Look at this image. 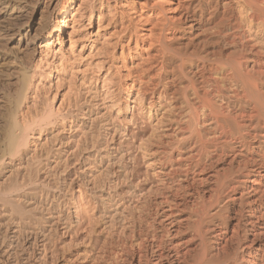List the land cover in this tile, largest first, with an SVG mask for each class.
<instances>
[{
	"label": "bare ground",
	"instance_id": "bare-ground-1",
	"mask_svg": "<svg viewBox=\"0 0 264 264\" xmlns=\"http://www.w3.org/2000/svg\"><path fill=\"white\" fill-rule=\"evenodd\" d=\"M30 2L0 0V75L9 86L0 91V211L9 216L6 209L15 208L22 214L24 204L44 196L24 190L35 178L23 170L35 177L41 170L30 162L42 143L39 138L28 149L22 123L27 114L18 118L21 106L39 95V81L48 74L41 67L53 70L49 87L62 91L59 106L88 108L83 122L70 118L72 153L90 150L105 161V171L92 156L83 162L93 207L83 209L82 248L62 249L54 261L47 249L39 250V259L45 264L47 258L50 264H264V0H42L43 8ZM124 93L146 111L152 131L139 145L150 187L132 183L126 198L117 194L114 181L105 189L111 166L125 157L105 154V140L115 133L127 136L128 129L107 133L113 124L106 127L109 120L97 113L99 106L110 111ZM57 134L51 139L58 140ZM108 156L113 158L104 160ZM58 158L48 166L49 177ZM129 173L120 170L123 182L131 181ZM61 206L41 205L47 217L38 219L46 230L41 221L27 228L29 216L18 223L10 219L16 226L11 240L28 233L33 241L24 250L2 240L3 260L33 264L25 253L37 236L44 245L53 239L54 224L76 236L79 223Z\"/></svg>",
	"mask_w": 264,
	"mask_h": 264
},
{
	"label": "rangeland",
	"instance_id": "rangeland-1",
	"mask_svg": "<svg viewBox=\"0 0 264 264\" xmlns=\"http://www.w3.org/2000/svg\"><path fill=\"white\" fill-rule=\"evenodd\" d=\"M30 1H31L30 3H32L31 4L32 6L36 5L37 7L38 6L41 8L44 7V5L42 4V0H30ZM39 17H40L39 13L35 14L32 18L33 22H36ZM93 25H95L93 30H95L94 32H96L97 28H98L97 20H95V23ZM64 37L66 40H68V34L67 33L65 34ZM66 45H67L66 48H68L70 45L69 42ZM28 56L31 57L30 55H28ZM25 59L28 61L27 58H25ZM34 64H35V61H32V65H34ZM32 69L34 70V66ZM39 69H41L45 72L47 71V73H48V74L46 73L47 75L44 76L43 78H41L42 80L39 81V82H41V83H39L40 89H38V93H39L38 96L39 97L37 96L36 99L33 98L34 100L31 99V102L29 100V103L25 104L24 106H21V109H20L21 112H19V115H21V114L22 115L21 116L18 115V118L19 117L23 118L24 113H25L24 116H26V114H27L26 119L24 117L23 119H25V120H22V121H24L22 123L26 127V139L30 143L27 146L28 149L34 147L33 145L35 143H37L39 138H40V143H42V146H43V147L41 146V148H40L41 150H39V149L37 150L38 157L36 159H34L33 162H30V164L35 168H36V166H40L41 168H39V169H41L42 171L40 170L38 175L35 177L34 172H33V174H30V172L32 173V171L30 169L23 170L22 174L24 173L26 175V177H27V175L28 176L33 175V177L35 178L34 179L35 182L30 183L27 186H25L24 190L26 192H29L30 190H32V191H35L37 193L42 191L41 193L44 196L41 197L38 194L35 195L34 196L35 198L33 200H31V202H27L26 203L27 205L24 204V206L21 207L20 210L22 211L21 212L22 214H20L18 211H16L15 208H14V211L11 210L10 208L6 209V211L11 212V213H9L10 214L9 216L3 215V213L0 211V214L2 213L0 215V224L2 227V228L0 227V230H2L0 232V242L5 239L6 242L18 243L16 245H19V247H21L20 249L23 248L25 250L26 245L28 243V240L33 241V239H31L33 237H28L29 235L27 233V234L23 235L20 239L16 240V242L14 240H11V236H10L11 235V233H10L11 228H14L16 226H15V224H13L14 225L13 226L12 222L9 220L11 219L15 223H18L21 221L24 222L26 220V218H28V216H29V218L31 220H29L28 222L27 221L24 222V223H26L27 228H29L31 224H34L35 222L41 221V226L45 227V230H46V226H44V222H43L44 220L42 221L41 219H38V217L39 218L47 217L46 213L43 212L40 208L42 204L46 205V206L50 205L52 208H54L56 210L61 205H63V203L66 201L64 203L65 205H63V207H65V208H63L61 206V208L63 209V212H65V214H66L65 216L68 217V215L69 216L72 215L71 219L73 221L76 220V223H79L80 225L78 224L77 231H76L77 235L75 236V235H72L71 233H69V231H67L66 229H64L62 224H54L55 226L51 227V230L53 228H55L52 230L53 239L49 240L50 243L46 242L47 240H45L44 241L45 245L42 241L43 239L40 236H37V240H35V246H33L34 248L31 246L28 249V251L30 250L29 251L30 253L27 252V250L25 251V252H27V253H25V255L27 256V258L32 260L31 262L33 264H34V262H35V264H45L44 259H43V261L40 260L42 258H40V256L38 255L39 250H43V249L46 250L47 249L46 252H48L47 253V256L49 255L48 258L51 261L52 260L54 261V257H53L54 254L60 252V250H62V249L76 250V249H80V247L82 248V246H81V245H83L82 239L84 240V238H85V233H86L85 228L87 227L85 220H83V218L86 219V214L84 216V213L86 211L83 209H86L88 207H91V208L93 207V201H91L92 197L90 196L91 194H89V192H86L88 190H87V187L84 185L85 180H83L84 179L83 174H81L83 172V167L85 165L83 162L87 157L92 156V158L94 157L98 160V165L100 164L98 167L100 168V166H102L101 170L105 171L104 170L105 169V161L101 160V163H100V159H102V158H100L99 155H98V157H95V155H94L95 153L93 154V152L90 150H89L90 152L87 151L88 154L87 153L85 154V152L83 155H82V153L79 155L73 154L72 153L73 149L70 147L69 141L71 139V135H73L72 133H70L71 131L69 130V128L71 126V123H70L71 119L70 118L75 117L78 119V121L83 122L84 117H85V112L87 111L88 108L86 106H59V104H60L59 102L61 100V97L59 96L58 91H59V93H62V91L58 90L56 92L57 89L55 86L51 87L52 90L49 87L50 83H53L52 82L53 77L55 76L54 73L52 72L53 70L52 69L46 70V68H44V67H41ZM2 76L3 75H0V80H1L0 81V91H2V88L4 89L8 85V83L6 82V78L2 77ZM8 87H6V90H8ZM54 94H55V97H54ZM53 97L55 100L53 99ZM56 97H57V99H56ZM83 98H85V96H83ZM126 98H127V96L125 93L118 95L115 98L116 101L114 100L116 103V106H112V108H110V111L109 110H103L102 106H99V108L97 109V113L100 112L102 114H105L106 117L104 116V119L109 120L107 123V126H106V122L104 124L106 127H110L109 125L113 124L112 128H108L109 130H105L107 133L113 134L114 129H121V130L126 129V128L128 129V130L126 129L127 134H128L127 136H123V135H120L119 133H117V134L115 133V135L112 138H110L111 140L109 138L107 141L105 140V144L107 143L105 146H108L105 148L106 149L105 154H115V155L120 154L121 155L123 153V156H125L124 158L122 157V161L120 164H114L113 166H111L110 174H109L110 177L109 176L105 177V186H106L105 189L108 188V183L114 181L113 183L117 184V185H115V191L122 198H126L128 196L130 186L132 183H133V185L137 184V185H139V186L141 185L142 187H145V188L150 187L149 184L147 183V178H148L147 166H146L145 161L142 160L143 159L142 154L139 151L140 150L139 145L141 143V139L142 138L146 139L147 137H149L150 133L152 132L151 129L148 128L149 127V125H148L149 118L147 116L146 111H142V109L133 106L131 101L127 100ZM37 101L39 103H36ZM35 103L36 104L41 103L40 104L41 106H35L36 105ZM30 105H32V106H30ZM42 105H44V106H42ZM107 107H110V106H107ZM80 116H83V117H80ZM29 117H32V118L28 119ZM20 118H19V120L21 121ZM131 120H132V122L134 121L133 125H132V122H130ZM134 124H136V125H134ZM64 127L67 128L65 131H63ZM135 127H136V129H135ZM61 130H62V132H61ZM38 132H39V134H38ZM51 132L53 133V135H56L57 133H59V134H57L58 140H56L54 138L51 139V137H52ZM106 132H105V134H106ZM138 132L139 133L141 132V134L138 136H134V135H137ZM54 133H56V134H54ZM45 140H46L47 145L45 144ZM111 141H113V142H111ZM53 142H55V144ZM30 145H32V146H30ZM22 148L25 149V147H22ZM32 149H34V148H32ZM69 151H71V152H69ZM55 152L59 155L56 156ZM61 152H62V154H61ZM52 153H54V154H52ZM58 157H60V158H58ZM64 157H65V159H64ZM108 157L104 158V160L105 159L111 160L113 158V156H108ZM57 158L61 160L60 165H59L60 167L57 166L51 170L52 176H50L51 177L50 178L48 173L46 174V171L49 170L48 166L49 167L55 166L54 162L56 161ZM45 161H47V162H45ZM137 161H139V162H137ZM21 162L26 164V163H28V160L23 159V161H21ZM18 163L19 162L16 161L15 165H17ZM122 169H125L128 173L130 172L129 174L131 175V181H129V183L123 182L121 180L120 170H122ZM55 173H56V176L54 175ZM48 178H49V180H51V183L48 182ZM53 178H54V181H53ZM145 185H147V186H145ZM53 191H55V192H53ZM45 197L47 200L45 199ZM59 200H61V202ZM51 202H52V204H50ZM33 203H36V207L33 205ZM44 203H46V204H44ZM85 205L87 207H84ZM33 208H34V210H33ZM40 210L42 213L39 212ZM89 210H91V209L89 208ZM67 211H69V212H67ZM72 217H74V218H72ZM23 218H25V219H23ZM4 222H6V223H4ZM8 224L11 225L12 227L9 226ZM6 228H7V230H6ZM5 230H6V232H5ZM48 231H49V229H48ZM54 231H55V233H54ZM24 239H26V241ZM21 241H23V243ZM36 244H37V246H36ZM50 251H51V253H50ZM27 254H29V256ZM51 255H52V257H51ZM48 258H47V261H48L47 264H50L51 261ZM39 260L44 262V263L40 262ZM4 261H5V263H4ZM6 263L9 264L10 261H7L5 258L3 260V257L0 256V264H6ZM11 264H14V263H11Z\"/></svg>",
	"mask_w": 264,
	"mask_h": 264
}]
</instances>
